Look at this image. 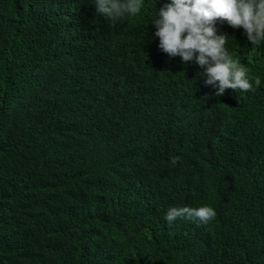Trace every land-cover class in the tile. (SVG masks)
Masks as SVG:
<instances>
[{
  "label": "trees",
  "instance_id": "16d2710c",
  "mask_svg": "<svg viewBox=\"0 0 264 264\" xmlns=\"http://www.w3.org/2000/svg\"><path fill=\"white\" fill-rule=\"evenodd\" d=\"M171 2L0 0V264H264V42L216 22L262 81L216 96L159 48Z\"/></svg>",
  "mask_w": 264,
  "mask_h": 264
},
{
  "label": "clouds",
  "instance_id": "9594fccd",
  "mask_svg": "<svg viewBox=\"0 0 264 264\" xmlns=\"http://www.w3.org/2000/svg\"><path fill=\"white\" fill-rule=\"evenodd\" d=\"M98 13L113 26L123 19L138 16L144 0H94ZM227 22L233 28H243L247 40L254 47L264 42V0H172L159 8L152 24L159 48L169 58L179 56L182 62L193 61L202 71L206 86L217 88L216 96L226 89L256 91L262 81L246 74L239 60L226 50L227 34H218L216 22ZM186 33V35H185ZM202 74V75H201ZM181 159L173 156L175 165ZM216 216L209 204L199 207H169L165 219L171 227L178 219L208 225Z\"/></svg>",
  "mask_w": 264,
  "mask_h": 264
}]
</instances>
